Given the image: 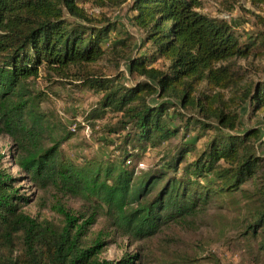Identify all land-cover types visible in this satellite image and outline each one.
I'll use <instances>...</instances> for the list:
<instances>
[{
  "label": "trees",
  "instance_id": "16d2710c",
  "mask_svg": "<svg viewBox=\"0 0 264 264\" xmlns=\"http://www.w3.org/2000/svg\"><path fill=\"white\" fill-rule=\"evenodd\" d=\"M86 4L128 6L145 49L129 60L133 82L94 68L119 69L131 43L112 39L118 25L90 16ZM201 7V0H0V136L11 140L24 178L55 193L53 210L63 221L25 211L31 198L0 154V264H138L146 259L141 249L103 259L105 239L149 242L211 208L235 214L238 237L256 245V264H264V131L241 130L244 107L264 114V79L247 81L239 66L264 56V29L243 34ZM42 72L100 96L87 120L117 119L105 127L115 139H100L118 145L115 159L79 165L64 156L74 134L44 111L46 95L33 87ZM148 150L161 153L159 164L139 171L132 164ZM64 197L83 207L70 209ZM102 218L111 231L91 235Z\"/></svg>",
  "mask_w": 264,
  "mask_h": 264
},
{
  "label": "rangeland",
  "instance_id": "374dc122",
  "mask_svg": "<svg viewBox=\"0 0 264 264\" xmlns=\"http://www.w3.org/2000/svg\"><path fill=\"white\" fill-rule=\"evenodd\" d=\"M201 1V12L226 21L243 34H255L264 29L257 19V16L264 18V5L253 6L246 0ZM83 7L90 16L98 20L106 18L118 25V31L111 34L112 39L118 34L121 37H130L131 48L126 52L119 69L108 62L94 68H102L106 75L123 73L124 82L127 84L136 80L135 76L130 75L129 60L137 54H144L145 49L141 48L144 34L133 25L128 6L116 10L101 9L92 4ZM239 66L246 71L247 81L256 82L264 79V56L241 60ZM33 87L46 95L42 105L44 111L61 121L67 130L74 134L72 139L62 146L66 158L83 165L94 159L113 160L119 155L118 145L100 141L109 137L107 132L105 133V127L115 125L117 119L107 114L93 122L87 120V115L96 107L100 96L83 89L80 87V82L73 78L49 76L44 72L41 78L34 82ZM241 117L243 123L241 130L260 127L264 131V114L255 115L247 106L242 110ZM109 138L115 139V136ZM206 140H203L199 147H202ZM0 154L3 156L5 166L14 177L18 178L16 185L20 192L31 198L25 211L41 221L47 220L61 226L62 217L53 210L55 193L39 191L24 178V174L13 163L12 142L6 136H0ZM160 159L159 151L148 150L140 161L132 165L136 164L139 171H148L155 168ZM62 201L75 211L83 207L79 199L64 197ZM234 217L233 212L211 208L195 224L173 225L149 242L135 243L128 237L115 234L105 239L107 245L101 256L103 259L118 261L126 253H136L141 249L146 259L138 264H256L257 247L238 237ZM106 228H108L106 220L99 219L90 229V234H98ZM109 231L111 229H106V232Z\"/></svg>",
  "mask_w": 264,
  "mask_h": 264
}]
</instances>
